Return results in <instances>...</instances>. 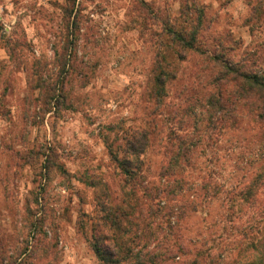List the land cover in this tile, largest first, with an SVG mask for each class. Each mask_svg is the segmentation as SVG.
<instances>
[{
	"label": "rangeland",
	"instance_id": "rangeland-1",
	"mask_svg": "<svg viewBox=\"0 0 264 264\" xmlns=\"http://www.w3.org/2000/svg\"><path fill=\"white\" fill-rule=\"evenodd\" d=\"M222 62L264 75V0H0V264H264L263 102Z\"/></svg>",
	"mask_w": 264,
	"mask_h": 264
},
{
	"label": "trees",
	"instance_id": "trees-1",
	"mask_svg": "<svg viewBox=\"0 0 264 264\" xmlns=\"http://www.w3.org/2000/svg\"><path fill=\"white\" fill-rule=\"evenodd\" d=\"M200 15V14H199ZM198 20L200 22V17H198ZM174 37L176 40L181 42L183 45L188 47L189 49L194 48L193 42L196 39V31H192L189 33L190 38H187L184 33V31H173ZM222 67V73H221V80H225L226 78L229 79L230 82H234L236 88V92L234 93L238 96V94L241 95L242 98L246 100H250L252 98H259L263 103V109H264V75L259 74H252L246 70H244L241 66L236 65H230L226 64L224 62L221 63ZM160 78V81H159ZM158 78V86H160V91H158V97H160L162 92L164 91V83L161 81V77ZM210 105V111L213 113V118L217 121L221 120L222 118L233 119V111L229 108V106L224 102L220 95L218 97L212 96L209 100ZM260 114L258 117L264 121V110L259 112ZM214 121V120H213ZM215 123V121L213 122ZM149 134L144 131V134L142 137H140V133H137L132 142L129 143V147L132 150V155L136 157L137 154L144 153L145 150L148 147L149 144ZM175 141L177 142L178 146L176 149V154L174 157L175 163L178 164L180 162L182 163H189L190 160V154L192 152L193 147V141L187 142L186 140L182 139L180 136L174 137ZM111 157L118 162L122 169L124 170L126 175H131L133 172L135 173V169H137L139 165L138 158L133 157V161H128L126 163V160H120L117 153L111 152ZM133 167V171H132ZM248 195V194H247ZM246 195V196H247ZM249 197V195L247 196ZM119 242L116 240L115 243H113V247L115 249V253L108 255L103 249L102 246L98 243H94V251L103 263L105 264H122L124 261L121 258L120 255V247L118 246ZM195 264V261H193Z\"/></svg>",
	"mask_w": 264,
	"mask_h": 264
}]
</instances>
